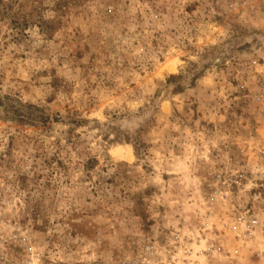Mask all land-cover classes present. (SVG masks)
Segmentation results:
<instances>
[{
  "label": "rangeland",
  "instance_id": "1",
  "mask_svg": "<svg viewBox=\"0 0 264 264\" xmlns=\"http://www.w3.org/2000/svg\"><path fill=\"white\" fill-rule=\"evenodd\" d=\"M240 166L264 168V0H0L13 258L115 264L177 226L195 234L205 182ZM250 244L264 251L260 233Z\"/></svg>",
  "mask_w": 264,
  "mask_h": 264
},
{
  "label": "built area",
  "instance_id": "2",
  "mask_svg": "<svg viewBox=\"0 0 264 264\" xmlns=\"http://www.w3.org/2000/svg\"><path fill=\"white\" fill-rule=\"evenodd\" d=\"M259 172H264V168ZM257 170L251 171L243 167L230 170H219L212 174V178L204 184L206 196L204 201L208 207L207 215H203L202 223L196 235L183 236L179 227L166 232L158 242L147 240L131 250L127 256L120 258L115 264H199V259L212 262L211 255L221 248L218 236H225V231L237 229L234 239L237 240V255L239 260L256 262L264 259V251L250 244L254 231L261 225L264 227V175H255ZM246 188H240L241 186ZM229 190L234 193L227 196ZM240 193H244L241 197ZM224 198L226 207L222 209L231 217L230 221L220 220V230L214 227L215 218L210 206L213 200ZM205 213V214H206ZM264 237V228L259 231ZM9 238L0 237V264H32V261H19L8 252ZM22 245L29 251L27 236L20 238ZM240 242V243H239ZM243 255V257H242ZM231 264V263H230Z\"/></svg>",
  "mask_w": 264,
  "mask_h": 264
},
{
  "label": "bare ground",
  "instance_id": "3",
  "mask_svg": "<svg viewBox=\"0 0 264 264\" xmlns=\"http://www.w3.org/2000/svg\"><path fill=\"white\" fill-rule=\"evenodd\" d=\"M210 208H211V206H210ZM206 210H204V214L203 215H207L208 214V213H206ZM211 210H212L211 213L215 217V213L213 212V209L212 208H211ZM203 215L199 218V221H198V223H199L198 230H199L200 224L202 223V217H203ZM220 220H222L223 222L230 221L231 220V217H229L226 214H218V222ZM213 221L215 222L214 223V227H215L216 231H219L220 229L218 230V228L216 226L215 218L213 219ZM261 228H264V227L260 225L254 231V235L252 236V238H250V241H252L255 238V236L259 233V231H261ZM198 230H197V232H198ZM197 232L195 234H193V233H187V234H182V235L183 236H188L190 234L196 235ZM225 234H226L225 236H218L219 237L218 239L221 241V244H220L221 245V248H219V252H220V255H221L222 260L224 261V264H230V263L231 264H244V263H242L243 258H241V260H239L237 256H236V258H234V254L237 255V249L236 248H237L238 242H237V240L234 239V236L237 234V229L236 228L233 229V231L230 232V233L227 232V231H225ZM231 241H233L234 244L232 243V244L229 245V242H231ZM242 257H243V255H242ZM200 260L201 259H199L198 261H200Z\"/></svg>",
  "mask_w": 264,
  "mask_h": 264
}]
</instances>
